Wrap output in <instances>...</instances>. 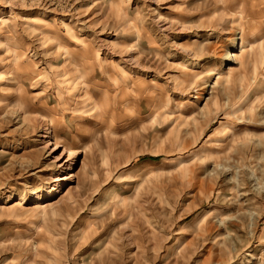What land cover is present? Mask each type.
<instances>
[{
  "label": "rangeland",
  "instance_id": "374dc122",
  "mask_svg": "<svg viewBox=\"0 0 264 264\" xmlns=\"http://www.w3.org/2000/svg\"><path fill=\"white\" fill-rule=\"evenodd\" d=\"M0 264H264V0H0Z\"/></svg>",
  "mask_w": 264,
  "mask_h": 264
},
{
  "label": "bare ground",
  "instance_id": "6f19581e",
  "mask_svg": "<svg viewBox=\"0 0 264 264\" xmlns=\"http://www.w3.org/2000/svg\"><path fill=\"white\" fill-rule=\"evenodd\" d=\"M236 22V20H234L233 21V23H235ZM66 26V25H65ZM238 37V36H237ZM235 38L234 39V42L235 43H239V41H240V46L238 47V49H236V51H234V53H232V52H230V53H227V55H226V60H228V62H230V64L227 66V73H224L223 75L224 76H226V74H228V75H232V73L235 71V70H237L236 69V67H235V65L238 63V61H239V59L242 57V52L244 51L243 49H244V47H245V43H244V40H243V37L241 36L240 38ZM236 48V47H235ZM238 51H240V53H241V55H238L237 53H238ZM16 60V59H15ZM240 61H241V59H240ZM241 65H242V61H241ZM19 69V71L21 70V66H18L17 68H15L14 70L16 71V70H18ZM50 73H52V71H50L49 72V74ZM214 74H216L215 73V70H213L211 73H210V75H214ZM222 74H219L218 75V78H217V80H224L226 77H224ZM16 76V75H15ZM60 75H58V74H56L54 77L55 78H60L59 77ZM228 77H230V76H228ZM228 77H227V79H228ZM17 79V78H16ZM76 80V79H75ZM16 81V80H15ZM16 83V82H15ZM216 85V84H215ZM44 139H48L47 140V143L48 144H50V141H55V138L53 137V131H50V129H48V133H47V135H45L44 136ZM63 146L61 145V143L59 142V141H56V143H55V145H54V148L50 151V156H52V155H54L57 151H58V149L60 150V148H62ZM75 154L74 153H72L71 151H70V155H69V157H72V156H74ZM60 160V159H59ZM71 177L72 176H70L68 179L69 180H71ZM65 179H62V178H59V179H57V184H56V186L54 187V188H52L51 190H49L47 193H46V195H44V196H37V195H34V198H33V200L35 201V202H37V201H42V202H46V201H49V200H53L57 195H58V197L63 193V191H64V188H65V186H66V184H64L63 183V181H64ZM15 196H11L10 198H14ZM248 263H250V262H248Z\"/></svg>",
  "mask_w": 264,
  "mask_h": 264
}]
</instances>
